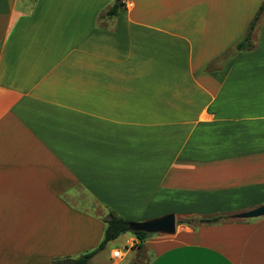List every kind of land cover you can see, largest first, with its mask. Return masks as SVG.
Returning a JSON list of instances; mask_svg holds the SVG:
<instances>
[{"label":"crops","instance_id":"1","mask_svg":"<svg viewBox=\"0 0 264 264\" xmlns=\"http://www.w3.org/2000/svg\"><path fill=\"white\" fill-rule=\"evenodd\" d=\"M117 1L0 0V264L94 250L110 211L174 213L176 230L141 248L123 233L89 264L137 262L134 247L146 264H264V215L178 224L264 204V21L242 53L248 1L108 15Z\"/></svg>","mask_w":264,"mask_h":264},{"label":"trees","instance_id":"2","mask_svg":"<svg viewBox=\"0 0 264 264\" xmlns=\"http://www.w3.org/2000/svg\"><path fill=\"white\" fill-rule=\"evenodd\" d=\"M122 4H123L122 0L117 1L113 6H111L107 10V14L108 15L116 14L118 10L120 9V7L122 6ZM263 11H264V1L259 6V9L254 15L253 19L250 21L244 38L235 44V48L238 52H246V51L248 52L255 48V44L252 41V33ZM228 216L229 214L213 215L209 217L203 216L199 218L189 216V217H184V218L179 219L178 224H186L192 227H196L199 224L211 225V224H216V223H220L223 221H228L226 220ZM104 222H105L104 235H103L101 242L97 246V248H95L94 250L85 252L74 258L66 257L63 259H56L53 261L52 264H89L90 259L97 252L105 248L106 244L109 241L116 239L119 235L126 233V232H131L138 239L139 248L142 247V242L145 239L153 235L151 233L144 232V231L131 230L129 228V224L132 222V220L121 217L117 215L116 213H114L113 211H110L108 213L107 217L104 219ZM128 264H137V263L135 261H132Z\"/></svg>","mask_w":264,"mask_h":264},{"label":"water","instance_id":"3","mask_svg":"<svg viewBox=\"0 0 264 264\" xmlns=\"http://www.w3.org/2000/svg\"><path fill=\"white\" fill-rule=\"evenodd\" d=\"M263 215L264 204L245 213V217ZM129 228L134 231H144L151 234H174L176 230V217L174 213H167L165 215L144 221H132L129 224Z\"/></svg>","mask_w":264,"mask_h":264},{"label":"rangeland","instance_id":"4","mask_svg":"<svg viewBox=\"0 0 264 264\" xmlns=\"http://www.w3.org/2000/svg\"><path fill=\"white\" fill-rule=\"evenodd\" d=\"M245 1H248V4H246L245 6L246 7H250V8H254V10H255L254 13L256 14L257 10L259 9V6L262 4V2L264 0H245ZM242 7H244V6H242ZM246 13H249V11H247ZM263 21H264V11L260 15V18L258 19L257 24H256V26H255V28L253 30L254 31L253 32L254 33V35H253L254 36V40L253 41L255 43V47L256 48H257L258 40H259L258 35H259V32H260V29H261V26H262ZM242 53H247V51L246 52H242ZM246 212L245 211H243V212L242 211L232 212V213H222V212H218V213H213V215H220V214L225 215V214H229V216H228V218L226 220H228V221H237V220H245V219H247L245 217V213ZM205 214H207V213H205ZM213 215L208 213V215H203V216L209 217V216H213ZM146 220H148V219H146ZM137 221H144V220H137ZM130 234L131 233H129V235ZM156 234H158V233H156ZM123 243H124V241L118 240V241H114L111 244V246L112 247H116V248H121V247H123ZM134 248H135V251H136L135 252V255L129 261L137 260V262H136L137 264H146V261L149 258V255L146 253V250L137 249L136 247H134ZM116 259L119 260V258H116Z\"/></svg>","mask_w":264,"mask_h":264},{"label":"built area","instance_id":"5","mask_svg":"<svg viewBox=\"0 0 264 264\" xmlns=\"http://www.w3.org/2000/svg\"><path fill=\"white\" fill-rule=\"evenodd\" d=\"M126 249V248H125ZM123 251L121 250V249H114V250H112V252H111V257L112 258H119V259H121L122 257H123Z\"/></svg>","mask_w":264,"mask_h":264}]
</instances>
